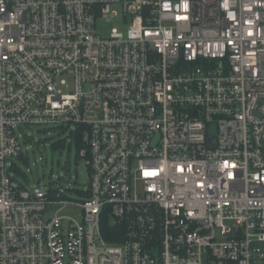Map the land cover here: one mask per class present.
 <instances>
[{"label":"built area","instance_id":"obj_1","mask_svg":"<svg viewBox=\"0 0 264 264\" xmlns=\"http://www.w3.org/2000/svg\"><path fill=\"white\" fill-rule=\"evenodd\" d=\"M39 124L79 200L13 175ZM0 264H264V0H0Z\"/></svg>","mask_w":264,"mask_h":264},{"label":"rangeland","instance_id":"obj_2","mask_svg":"<svg viewBox=\"0 0 264 264\" xmlns=\"http://www.w3.org/2000/svg\"><path fill=\"white\" fill-rule=\"evenodd\" d=\"M112 9L116 10L112 20L99 19L96 22V31L102 37H108L113 27L124 31L119 21L121 10L118 7ZM16 133L22 150V158L14 159L19 170H12L17 181L30 189L40 179L42 184L63 190L68 198L79 200L82 191L87 188L89 172L85 160L78 155L70 129L39 124L21 127L16 129ZM79 212L76 209L64 211L72 215ZM216 236L219 240L223 239L218 228Z\"/></svg>","mask_w":264,"mask_h":264},{"label":"trees","instance_id":"obj_3","mask_svg":"<svg viewBox=\"0 0 264 264\" xmlns=\"http://www.w3.org/2000/svg\"><path fill=\"white\" fill-rule=\"evenodd\" d=\"M74 142L76 144L77 152L83 146L81 141V130L77 129L75 135H73ZM61 143V142H59ZM22 158V155L20 156ZM19 157V158H20ZM16 170H19L16 168ZM102 234L107 241L114 242L121 240L122 228L116 224H113L109 218H105L101 224Z\"/></svg>","mask_w":264,"mask_h":264},{"label":"water","instance_id":"obj_4","mask_svg":"<svg viewBox=\"0 0 264 264\" xmlns=\"http://www.w3.org/2000/svg\"><path fill=\"white\" fill-rule=\"evenodd\" d=\"M39 181V179L37 180V182Z\"/></svg>","mask_w":264,"mask_h":264}]
</instances>
